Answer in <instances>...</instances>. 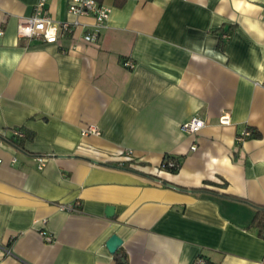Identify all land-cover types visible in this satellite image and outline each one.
<instances>
[{
	"label": "crops",
	"instance_id": "crops-1",
	"mask_svg": "<svg viewBox=\"0 0 264 264\" xmlns=\"http://www.w3.org/2000/svg\"><path fill=\"white\" fill-rule=\"evenodd\" d=\"M37 1L0 0V135L27 133L0 137V264H264V0H98L93 43L68 0L46 7L73 35L18 37ZM124 149L132 168L105 164Z\"/></svg>",
	"mask_w": 264,
	"mask_h": 264
},
{
	"label": "built area",
	"instance_id": "built-area-1",
	"mask_svg": "<svg viewBox=\"0 0 264 264\" xmlns=\"http://www.w3.org/2000/svg\"><path fill=\"white\" fill-rule=\"evenodd\" d=\"M67 11L74 15H90L94 18L93 27L89 32L84 33L81 36L86 42L93 43L97 40L100 31L106 27V21L109 17L111 7L99 2L98 0H68ZM261 18L264 20V11L261 15ZM80 23L78 21H56L54 20L48 12L46 7V0H38L34 6V11L29 16H23L18 19L16 26L17 36L20 38H36L44 42L52 43L56 42L64 34H74L76 27ZM81 26V25H80ZM1 32V31H0ZM124 65L131 68L133 63L131 61H124ZM219 122L222 124L229 123V117L226 114H223L219 117ZM204 125V120L199 117H192L189 120L183 122L180 125V128L188 133H195ZM93 132L98 133V131L89 126L84 130V133ZM11 134L16 137H21L23 132L18 128L11 129ZM251 135L250 129H244L241 131L235 138L237 143L243 141L247 136ZM194 148V146H192ZM117 159L114 160L116 165L125 166L132 168V150L124 149L117 153ZM38 168H42L46 156H38L37 158ZM165 165L167 167H174L176 162L174 159L170 158L164 162L162 160L160 164V169L164 170ZM61 209L67 211L77 210L76 204H65L60 205ZM45 241H52L53 237L50 233L46 231H41ZM197 264H206V261L203 257H198L196 259Z\"/></svg>",
	"mask_w": 264,
	"mask_h": 264
},
{
	"label": "trees",
	"instance_id": "trees-1",
	"mask_svg": "<svg viewBox=\"0 0 264 264\" xmlns=\"http://www.w3.org/2000/svg\"><path fill=\"white\" fill-rule=\"evenodd\" d=\"M224 32H226V34H229L228 31H224ZM222 44H223V38L220 40L218 46L221 47ZM26 134H27V133H25V132L23 131V135H22L21 137H16V136H14V135H12V134H11V136H2V135H0V137H1L2 139H4V140L8 141V142L11 143L12 145H14L16 148H18V149H23V141H24V138L27 137ZM256 135H257V133H256ZM170 158H172V159L175 160L176 165H175L174 167H167V166L165 165L164 170L174 173V172L177 171L178 166H179V163H178V161H177L174 157H171V156H169V155L164 156V162H165L167 159H170ZM105 164H110V165H112V164H116V163H114V162H108V163H105ZM126 166H127V165H125L124 167H126ZM193 190H194V191H204V190L201 189V188H194ZM226 196H227V195H226ZM228 197H231V196H228ZM232 199H238V198L232 197ZM255 208H256V214H255V217H254V219H253V221H252V224H253V226L256 227L258 234H259L261 237L264 238V207H263V206H255Z\"/></svg>",
	"mask_w": 264,
	"mask_h": 264
},
{
	"label": "water",
	"instance_id": "water-1",
	"mask_svg": "<svg viewBox=\"0 0 264 264\" xmlns=\"http://www.w3.org/2000/svg\"><path fill=\"white\" fill-rule=\"evenodd\" d=\"M121 244L122 240L115 234H112L106 241V247L112 253L115 252L118 248L121 249Z\"/></svg>",
	"mask_w": 264,
	"mask_h": 264
}]
</instances>
